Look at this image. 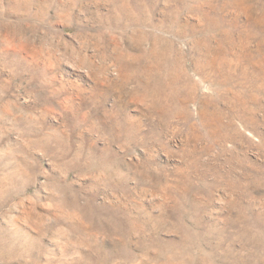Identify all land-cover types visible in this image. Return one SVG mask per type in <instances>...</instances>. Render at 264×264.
Returning <instances> with one entry per match:
<instances>
[{
	"label": "rangeland",
	"instance_id": "1",
	"mask_svg": "<svg viewBox=\"0 0 264 264\" xmlns=\"http://www.w3.org/2000/svg\"><path fill=\"white\" fill-rule=\"evenodd\" d=\"M0 264H264V0H0Z\"/></svg>",
	"mask_w": 264,
	"mask_h": 264
},
{
	"label": "bare ground",
	"instance_id": "2",
	"mask_svg": "<svg viewBox=\"0 0 264 264\" xmlns=\"http://www.w3.org/2000/svg\"><path fill=\"white\" fill-rule=\"evenodd\" d=\"M164 40V39H163ZM165 43V42H164ZM145 69V68H144ZM149 72V71H148ZM145 73V72H144ZM148 75V74H147ZM255 75V74H254ZM151 76V75H150ZM148 79V78H147ZM215 116V115H214ZM209 130V129H208ZM215 131V130H214ZM223 131V130H222ZM203 147V146H202ZM234 182V181H233ZM192 189V188H191Z\"/></svg>",
	"mask_w": 264,
	"mask_h": 264
}]
</instances>
